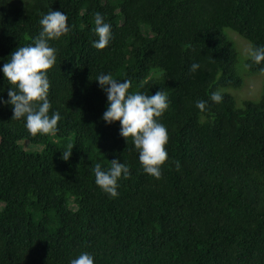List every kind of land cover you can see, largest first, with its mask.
Here are the masks:
<instances>
[{
    "label": "trees",
    "instance_id": "1",
    "mask_svg": "<svg viewBox=\"0 0 264 264\" xmlns=\"http://www.w3.org/2000/svg\"><path fill=\"white\" fill-rule=\"evenodd\" d=\"M52 10L71 29L49 41L58 130L33 137L0 101V264H70L85 252L95 264H264V62L247 58L264 47V0H0L3 101L12 88L3 65L33 45ZM97 12L111 25L103 50L93 46ZM100 74L130 80V93L167 94L161 179L143 171L119 121L102 119ZM252 77L256 99L240 92ZM113 159L130 169L116 198L93 171Z\"/></svg>",
    "mask_w": 264,
    "mask_h": 264
},
{
    "label": "clouds",
    "instance_id": "2",
    "mask_svg": "<svg viewBox=\"0 0 264 264\" xmlns=\"http://www.w3.org/2000/svg\"><path fill=\"white\" fill-rule=\"evenodd\" d=\"M42 31L35 38L33 45L18 47L10 54V61L3 65V74L12 88L8 91L9 100L0 101L13 106L12 120H26V128L33 137L37 135H54L58 130L61 117L59 112L49 115L50 81L48 72L56 63V49L49 46L50 40L59 39L70 32L68 16L59 10L50 11L39 21ZM94 31L98 41L93 46L103 50L112 38L111 25L104 22V17L95 13ZM247 58L254 64L264 62V47H250ZM251 67V65H247ZM200 68L198 63L191 65L190 71ZM264 72V68H261ZM96 81L107 94L108 106L102 119L107 124L120 123V135L132 143L139 152V162L143 171L156 179L162 178V168L168 163L169 156L166 145L169 134L166 126L159 121L169 107L168 96L161 90L152 95L139 91L130 93V80H120L111 74H100ZM122 81V82H121ZM211 100L221 103L223 96L219 91L211 93ZM196 107L201 111L206 108L205 101H197ZM74 144L69 143L62 152V159L67 161L72 155ZM177 170L180 165L173 161ZM95 183L110 197L119 196L118 181L130 177V169L117 159L111 160L108 170H102L97 163L93 169ZM70 264H95L88 253H81L72 259Z\"/></svg>",
    "mask_w": 264,
    "mask_h": 264
},
{
    "label": "rangeland",
    "instance_id": "3",
    "mask_svg": "<svg viewBox=\"0 0 264 264\" xmlns=\"http://www.w3.org/2000/svg\"><path fill=\"white\" fill-rule=\"evenodd\" d=\"M233 33V37H240L238 36L235 32H231ZM239 39V38H238ZM244 40V39H242ZM245 41V40H244ZM245 43L247 44L248 46V43L247 41H245ZM258 83H257V80L255 77H252L251 79H248L247 83L245 84V86L243 85V87L241 88L240 92H242L243 94H241L242 96H246L245 98H250V99H256L259 95L256 94L255 95V92H256V87H257Z\"/></svg>",
    "mask_w": 264,
    "mask_h": 264
}]
</instances>
